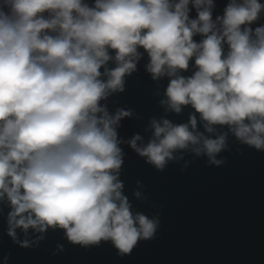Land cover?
<instances>
[{
    "label": "clouds",
    "instance_id": "1",
    "mask_svg": "<svg viewBox=\"0 0 264 264\" xmlns=\"http://www.w3.org/2000/svg\"><path fill=\"white\" fill-rule=\"evenodd\" d=\"M213 7V0H0V198L7 195L14 209L10 236L16 239V228L58 226L73 243L111 240L121 253L153 236L155 224L133 216L113 175L122 164L115 125L131 113L110 116L100 104L124 90L140 47L154 79L187 70L195 57L194 76L170 80L172 109L191 105L208 132L229 125L264 148V26L251 27L264 4L232 0L216 21ZM196 34L204 37L199 44ZM109 49L117 67L105 69V81ZM190 124L196 129L194 115ZM153 127L145 147L137 146L139 135L130 144L160 168L174 150L201 139L210 156L224 147L223 136L207 139L188 125L165 119Z\"/></svg>",
    "mask_w": 264,
    "mask_h": 264
},
{
    "label": "water",
    "instance_id": "2",
    "mask_svg": "<svg viewBox=\"0 0 264 264\" xmlns=\"http://www.w3.org/2000/svg\"><path fill=\"white\" fill-rule=\"evenodd\" d=\"M231 2L213 0V21L223 16ZM189 8L190 19H197L196 9L191 4ZM260 26H264V11L251 25ZM203 39L201 34L193 36L198 44ZM138 53L136 70L124 77V90L110 92L100 104L110 116L120 110L131 113L115 125L122 164L113 175L123 185L121 193L133 216L142 214L155 224L153 236L139 239L131 253H121L111 240L73 243L58 226L44 232L16 228L14 239L9 235L14 209L5 195L0 198V264H264V148L243 142L229 125H210L213 131L208 132L207 122L191 105H182L179 113L170 107L166 95L170 80L194 76L199 70L195 57L187 70L154 79L148 71V52L140 47ZM109 55L113 59L100 70L105 81V69L117 67L115 50L109 49ZM193 115L196 129L190 124ZM165 119L174 126L188 125L207 139L223 136L224 147L210 156L201 139L199 144L174 150L160 168L132 148L130 141L139 135L137 146L145 147L155 139L153 121L162 125ZM18 241H27L28 246Z\"/></svg>",
    "mask_w": 264,
    "mask_h": 264
}]
</instances>
